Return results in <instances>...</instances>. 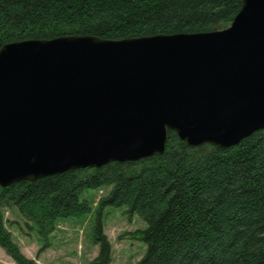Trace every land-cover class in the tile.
<instances>
[{
	"label": "water",
	"instance_id": "1",
	"mask_svg": "<svg viewBox=\"0 0 264 264\" xmlns=\"http://www.w3.org/2000/svg\"><path fill=\"white\" fill-rule=\"evenodd\" d=\"M264 130V0L208 33L64 36L0 49V188Z\"/></svg>",
	"mask_w": 264,
	"mask_h": 264
},
{
	"label": "trees",
	"instance_id": "2",
	"mask_svg": "<svg viewBox=\"0 0 264 264\" xmlns=\"http://www.w3.org/2000/svg\"><path fill=\"white\" fill-rule=\"evenodd\" d=\"M242 0H0V49L27 40L92 36L102 40L223 30ZM97 203L126 209L146 225L130 233L144 246L135 264H264V130L239 145L189 147L167 132L161 155L99 169L68 171L0 188V248L15 264H36L19 252L4 225L16 210L48 236L59 220ZM91 264H110L111 248L97 220Z\"/></svg>",
	"mask_w": 264,
	"mask_h": 264
},
{
	"label": "rangeland",
	"instance_id": "3",
	"mask_svg": "<svg viewBox=\"0 0 264 264\" xmlns=\"http://www.w3.org/2000/svg\"><path fill=\"white\" fill-rule=\"evenodd\" d=\"M105 193L84 191L81 198L90 203V212L59 220L48 236L38 234L35 225L26 222L16 210L5 211L4 225L19 252L36 264H91L99 253L93 243L99 220L111 248L110 264H135L142 257L144 246L131 240L129 234L144 230L146 225L136 215L130 216L124 207H105L97 214L98 200ZM0 263L15 264L1 248Z\"/></svg>",
	"mask_w": 264,
	"mask_h": 264
}]
</instances>
